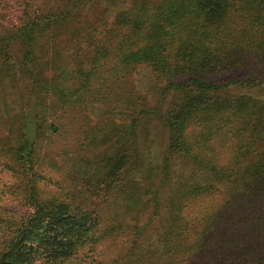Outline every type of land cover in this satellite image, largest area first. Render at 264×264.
Here are the masks:
<instances>
[{"label":"trees","instance_id":"1","mask_svg":"<svg viewBox=\"0 0 264 264\" xmlns=\"http://www.w3.org/2000/svg\"><path fill=\"white\" fill-rule=\"evenodd\" d=\"M34 1L6 2L19 13L0 36V87L21 98L0 127L20 209L0 210V264H264V99L232 92L264 85V0H126L111 21L107 0ZM138 66L168 102L125 94L121 123L92 125ZM69 110L83 140L43 158ZM130 230L129 250L101 252Z\"/></svg>","mask_w":264,"mask_h":264},{"label":"rangeland","instance_id":"2","mask_svg":"<svg viewBox=\"0 0 264 264\" xmlns=\"http://www.w3.org/2000/svg\"><path fill=\"white\" fill-rule=\"evenodd\" d=\"M7 1L9 0H0V36L13 29V21L19 13L18 7L7 8ZM107 1V19H109L110 21L112 20L116 12L128 7V1L126 0ZM35 3L39 4L42 2L41 0L34 1L31 6L32 12L37 10ZM11 54L17 56L18 49L16 47H13L11 49ZM235 77L242 78L243 76L237 73L223 76L219 80L227 82ZM162 87V84L157 83L154 75L149 68L145 66L135 67L134 69H132L126 81H124V83L120 86H116V88L114 89L115 94L108 98V104L116 105L115 109L112 108L114 111L110 109L111 107H109V105L95 104L94 107L84 115H87L92 125L99 120L106 121L107 119H109V117H113V120L115 122L121 123L123 117L125 116H123L122 108L120 106L121 102L125 101L126 95L127 97H130V95L133 93L135 96H139L141 98L144 97L147 100L148 107H155L159 103L163 106L168 102L169 97L165 100V102H163L164 99L162 100L161 97ZM232 92L235 94H250L252 96L264 99V85L262 87L260 86L254 88L236 87ZM20 100V94L15 93L10 86H3L2 88L0 87V127L12 115L18 112L20 108ZM117 101L119 102V104L117 103ZM84 121L88 120H85V116L78 115V112L76 111L69 110L66 113H61L60 120L56 121L58 127L57 134L52 136H49L47 134L44 140L40 142V147L43 148V158L46 157L50 159V157L52 156L56 160H60L61 157L66 158L67 155H71L74 145L77 144V142L79 144L80 140H83L84 138V135L81 133L82 126L85 125ZM147 134L149 136L148 141H151L153 144H159L161 146H164L166 144V134L156 125V123L150 122L148 124ZM0 136H2L1 131ZM9 180L10 176L0 169V210L6 212L10 210L20 211V209L18 208V198H14V196L11 195L10 192L6 191V189L3 188L4 183L8 182ZM133 233L134 231L130 230L129 233H125L126 235H124L119 231L114 235V241H107L104 244L105 247H101V252L105 248L108 251H115L116 256H119V251H126L130 249L125 241H127V234L129 239L131 236H134ZM144 247H147V242H145ZM98 250L99 248L88 256L83 257L82 260H86L89 262L93 260V257L97 258ZM105 253L107 252L105 251Z\"/></svg>","mask_w":264,"mask_h":264}]
</instances>
